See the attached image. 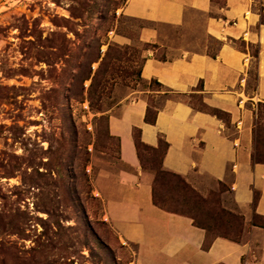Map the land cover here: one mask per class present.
Masks as SVG:
<instances>
[{
    "label": "rangeland",
    "instance_id": "374dc122",
    "mask_svg": "<svg viewBox=\"0 0 264 264\" xmlns=\"http://www.w3.org/2000/svg\"><path fill=\"white\" fill-rule=\"evenodd\" d=\"M126 2L0 0V264H134L99 193L119 167L108 111L137 86L157 88L141 79L146 56L166 59L188 46L215 52L219 42L201 14L186 26L159 25L163 43L146 42L142 28L154 25L125 16ZM259 103L254 130L264 152ZM141 153L157 164L154 152ZM165 181L157 197L209 225L210 239L237 236L216 194Z\"/></svg>",
    "mask_w": 264,
    "mask_h": 264
},
{
    "label": "crops",
    "instance_id": "0c3cea01",
    "mask_svg": "<svg viewBox=\"0 0 264 264\" xmlns=\"http://www.w3.org/2000/svg\"><path fill=\"white\" fill-rule=\"evenodd\" d=\"M122 13L152 23L141 37L153 44L163 43L159 25L186 26L201 14L219 47L210 52L188 46L166 59L146 56L141 79L157 80L162 88L137 86L109 109L119 167L99 193L110 225L135 249L134 264H264V225L254 218L264 221V163L253 161L255 106L264 102V0H127ZM155 97L162 104L151 123L145 117ZM195 101L222 110L224 117ZM135 129L150 147L160 139L168 143L165 170L204 198L216 194L220 206L244 217L240 241L217 236L206 247L208 233L191 216L154 203L156 174L136 148Z\"/></svg>",
    "mask_w": 264,
    "mask_h": 264
},
{
    "label": "trees",
    "instance_id": "16d2710c",
    "mask_svg": "<svg viewBox=\"0 0 264 264\" xmlns=\"http://www.w3.org/2000/svg\"><path fill=\"white\" fill-rule=\"evenodd\" d=\"M261 20H262V23H263L264 22V15L262 16ZM241 43L244 46L245 42H241ZM254 54H255L256 57L258 56V48L256 50H254ZM255 78H257V74H255ZM151 81L157 84V88H159V89L162 88L163 85L160 82H158L157 80H151ZM199 86L201 88L202 84H200ZM167 92L168 91H166V94H168ZM260 106H264V102L263 103L260 102L259 103V107ZM156 107L157 106L155 104H152L151 101L149 102L147 113H146V117H145L147 122H151V123H155L156 122V117H157V113H158V110H159ZM201 109L205 110L207 112L213 113V114L217 115L218 117H224V115H225V113L222 110L217 109V108H211V107H208L206 105L201 107ZM134 138H135L136 148H137L138 152L140 153V156L142 154L141 153L142 150H148V151L154 152V154H155V156L157 158V164L150 165L152 167V169L155 171V174H156L155 180H154V187H153L154 203L156 205L160 206L161 208L166 209V210L189 215L187 212H184V211H182L180 209H177V208H174V207L168 205L167 201L165 199H159L157 197V194H156L157 186H159V184L161 185L162 182L167 183L168 181H165L166 178H170L171 177V178H173V180L178 182L180 184V186L185 188V190L190 191L193 194H195L196 196L201 197V195L194 188H192L190 186V184L187 183L186 180L182 176H180V175H178L176 173L167 171V170H165L163 168L162 160H163V157H164V155L166 153V150L168 148V143H166L164 140L160 139V143H159L158 147H150V146L146 145L144 142H142L141 137H140V130L139 129H135ZM260 140H261V138L259 137L258 129L256 128L254 130V153H253V161L256 162V163H264V152H261L258 149V146L261 143ZM258 198H259V194L256 191L255 192V196H254L255 204L257 203ZM219 208H220L219 212L222 215L229 216V217H231L232 219H234L235 221L238 222L239 231H238V234H237L236 237H232V236H229L227 234H225V235L224 234H217V235L213 236L210 239L209 238V232L211 230V227L209 225L205 224V223L197 222V219L194 216L189 215V216H191L194 219V223L196 225L206 229V231L208 233V240L205 243L206 247H208L210 245V242L213 240V238H215L217 236H223V237H226V238L234 240V241H240V239H241V234H242V231H243V224H244V217L242 215H240V214L228 211V210L224 209L222 206L219 207ZM254 218H255V222L256 223H260L261 226L264 225V221L261 222V220L258 218V215H255Z\"/></svg>",
    "mask_w": 264,
    "mask_h": 264
},
{
    "label": "built area",
    "instance_id": "2783aa9c",
    "mask_svg": "<svg viewBox=\"0 0 264 264\" xmlns=\"http://www.w3.org/2000/svg\"><path fill=\"white\" fill-rule=\"evenodd\" d=\"M251 1H254V0H251ZM240 125H241V121H238L237 122V127L240 128ZM123 243H125V241Z\"/></svg>",
    "mask_w": 264,
    "mask_h": 264
}]
</instances>
